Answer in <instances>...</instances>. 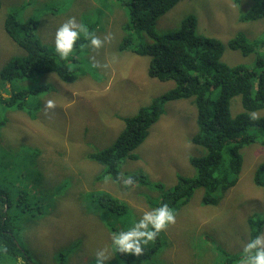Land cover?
<instances>
[{
	"label": "rangeland",
	"instance_id": "rangeland-1",
	"mask_svg": "<svg viewBox=\"0 0 264 264\" xmlns=\"http://www.w3.org/2000/svg\"><path fill=\"white\" fill-rule=\"evenodd\" d=\"M0 1V68L12 56L23 53L22 48L4 31V21L11 12L20 19L38 18V37L54 49L55 31L69 17L86 25L90 33L85 19H80L81 12L89 9L91 14L94 13L93 23L96 24L91 28V34L101 41L98 48L87 43L81 47L80 55H76L75 48L67 57L71 62L73 58L94 61V73H86L70 83L51 72L38 73L19 82L30 88L42 84L50 86L39 90L33 100H38L40 105L36 119L29 118L21 110L12 112L8 110L15 109L0 107L3 117L5 114L8 117L6 124H0L1 146H35L42 150L38 157L41 165L48 163L47 168L40 166L35 169L26 183L29 191L33 190L35 179L41 177L40 182L51 195L48 192L42 195L41 211L37 212V205L34 204L33 213L19 211L12 217L14 235L33 263L62 264L63 260L66 264H95V253L101 249L106 250L107 257L114 258L111 235L115 230L103 222L102 216L94 215L90 209L85 210L83 203L88 189L94 186L123 197L138 215H142L152 210L149 203L152 200L151 190L159 192V197L162 189L140 183L129 188L124 181L130 178L132 172L144 171L153 183H161L165 189L176 183L179 174H195L190 157L202 155L204 148L191 140L198 131L195 106L191 102L193 98L165 103L164 114L151 126L146 140L133 150L138 158H124L120 163V181L114 182L108 175L102 178L100 164L95 162V168L92 167L85 158L86 153L110 145L125 124L122 117L136 114L154 96L173 87L172 80L162 82L149 77L148 56L136 54L132 48L118 51L126 33L124 26L131 22L129 0H79L82 10L76 8L75 0L66 6L61 0ZM255 3V0H180L158 18L156 29L161 32L175 31L186 16L193 14L197 17L200 32L225 43L224 62L255 66L256 53L244 55L228 46V41L237 32L245 34L249 41L264 39V17L255 21L240 20L242 13ZM68 7L71 9L64 10ZM61 10L64 11L55 12ZM259 50L264 52V46ZM3 90L0 77V93L9 96ZM48 99L54 101V107L45 108ZM236 101L240 103V98H235L234 103ZM239 106L236 110L235 104H232V111H241ZM256 114L264 116V108ZM241 152L243 164L236 185L218 192L220 201L213 205H203L204 190L197 189L187 205L174 214L175 222L163 230L167 245H161L144 264H185L186 261L188 264H200L201 260L209 264L203 255L216 252L205 248L207 243L214 246L200 238L205 232L220 243L221 257V248L229 253L243 250V245L250 238V218L264 219L263 191L254 184L255 171L264 162V133L257 141L245 145ZM50 185L52 187H48ZM37 198L33 197L34 200ZM87 201L90 204L89 197ZM114 219L122 223L117 226L120 228L117 231H124L122 225L129 223L128 217L113 216ZM133 219L139 218L134 216ZM155 243L156 239L141 247L148 249ZM198 243L204 248H195ZM9 259L5 254L1 262ZM211 260V264L222 263L221 260Z\"/></svg>",
	"mask_w": 264,
	"mask_h": 264
},
{
	"label": "trees",
	"instance_id": "trees-1",
	"mask_svg": "<svg viewBox=\"0 0 264 264\" xmlns=\"http://www.w3.org/2000/svg\"><path fill=\"white\" fill-rule=\"evenodd\" d=\"M72 1L61 0V3L66 6ZM179 1H128L131 22L124 26L126 33L118 45V51H129L132 48L136 54L148 56L150 58L149 77L162 82L172 80L173 87L154 96L148 104L141 106L136 114L122 117L125 124L110 145L87 152L85 157L94 168L96 163L100 164L98 165L99 174L102 178L108 175L111 177L110 180L119 182L120 163L124 158H138L133 150L146 140L151 126L164 114L165 103L193 98L191 102L195 106L198 131L194 133L191 140L204 148L202 155L190 157L196 173L192 176L179 174L176 183L165 189L161 183H153L144 171L136 170L130 174L132 183L126 184L129 188L133 184L140 183L162 189L159 197V192L151 190L152 200H149V203L152 210L166 203L173 214L180 212L199 188L204 190L203 205L218 203L220 201L218 192L226 191L238 182L243 164L242 148L257 141L264 133V116L256 114L259 109L264 108V52L259 50L261 46H264L261 44L264 43V39L249 41L245 34L237 32L228 41V46L233 50L241 51L244 55L256 53V63L255 66L229 65L222 59L225 43L217 37L200 32L197 17L193 14L186 16L181 26L175 31L161 32L156 29L158 18ZM255 1L254 5L242 13L240 20L255 21L264 17V0ZM75 2L76 8L82 10L79 0ZM70 9L68 7L64 10ZM93 14L88 9L80 15V19H85L89 25L90 33L91 28L96 25L93 23ZM38 26L39 20L36 17L20 19L14 12L7 14L4 31L22 48L23 53L12 56L0 68L3 92L9 94L4 96L0 93V107L15 109L8 110L12 112L21 110L33 120L37 118L40 110L39 101H33L36 93L50 86L42 84L30 88L21 85L24 80L38 73L51 72L70 83L80 79L86 73L91 74L96 71L94 61L84 62L73 58L71 62L68 58L59 59L54 49L38 37ZM87 43V39L81 35L74 44L76 55H80L81 47ZM105 80L102 79V81ZM237 97L240 98V103L238 101L234 103ZM232 104H235L236 110L240 108V104L242 110L234 113ZM253 113L255 118L252 117ZM7 121V114L3 117L0 112V124H6ZM41 154L42 150L35 146L30 147L25 144L19 147L1 146L0 137V175L2 176L0 180V264H38L36 261L34 263L31 261L30 255H26L24 247L14 235L12 217L19 211L33 213L34 204L37 205V212L42 209L40 207L43 205L42 195L48 191L45 190L47 187L40 182L41 177L35 179L36 185L33 190L29 191L26 183L35 169L40 166L47 168L48 163L41 165V160L38 159ZM254 184L262 189L264 198V162L260 163L255 171ZM48 194L51 195L49 192ZM34 196L38 197L37 200L33 199ZM87 197L90 199V204ZM83 206L87 211L90 209L94 215L102 216L103 222L111 230H115V233L120 229L117 226L122 223L118 219L112 220L113 216L128 217L129 223L122 225L125 230L131 226L134 216L138 218L141 216L125 198L117 197L107 190L96 189L94 186L88 189V196ZM249 225V240H251L262 232L264 219L251 217ZM200 238L214 244L212 246L206 242L205 248L216 252L208 256L203 255V259L209 264L213 261L211 259L221 260V264L236 262L239 264L242 251L229 253L221 248V257L219 254L221 246L216 238L207 232L201 234ZM155 239V245L146 247L148 249L142 248L143 252L140 255L115 252V257L109 256L106 264H144V261L152 257L161 245L163 247L167 245L163 230ZM195 248L204 247L198 243ZM5 254L10 259L1 262ZM61 263L66 264L63 260ZM184 263L188 264V261ZM200 264L207 263H202L201 260Z\"/></svg>",
	"mask_w": 264,
	"mask_h": 264
},
{
	"label": "clouds",
	"instance_id": "clouds-1",
	"mask_svg": "<svg viewBox=\"0 0 264 264\" xmlns=\"http://www.w3.org/2000/svg\"><path fill=\"white\" fill-rule=\"evenodd\" d=\"M83 35L88 43L98 48L101 41L89 33L86 25L77 23L75 18L69 17L55 31L53 45L54 52L59 59H66L74 52V44ZM54 107V101H45V108ZM255 118V114H252ZM125 184L132 183L131 178L124 181ZM175 222V216L169 206L161 204L159 207L144 212L139 219L131 220V226L127 230L119 231L111 235V250L120 253H132L140 255L143 252L141 245H146L164 230L168 225ZM106 250L101 249L95 253V264H104L108 257ZM20 260H22L20 258ZM239 264H264V232L259 233L253 239L243 245Z\"/></svg>",
	"mask_w": 264,
	"mask_h": 264
}]
</instances>
